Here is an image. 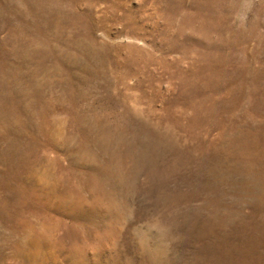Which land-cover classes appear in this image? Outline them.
Here are the masks:
<instances>
[{
    "label": "rangeland",
    "instance_id": "rangeland-1",
    "mask_svg": "<svg viewBox=\"0 0 264 264\" xmlns=\"http://www.w3.org/2000/svg\"><path fill=\"white\" fill-rule=\"evenodd\" d=\"M0 264H264V0H0Z\"/></svg>",
    "mask_w": 264,
    "mask_h": 264
}]
</instances>
